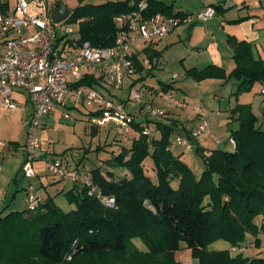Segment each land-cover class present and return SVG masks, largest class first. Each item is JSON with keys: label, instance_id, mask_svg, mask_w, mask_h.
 Instances as JSON below:
<instances>
[{"label": "trees", "instance_id": "obj_1", "mask_svg": "<svg viewBox=\"0 0 264 264\" xmlns=\"http://www.w3.org/2000/svg\"><path fill=\"white\" fill-rule=\"evenodd\" d=\"M140 1L80 2L71 9L67 22H78L80 42L110 46L120 30L114 18L136 9ZM145 1V15H187L174 12L161 0ZM228 42L235 64L229 74L214 64L190 68L186 73L196 81L232 78L235 93L250 90L255 82L264 85V60L253 56L251 43L232 37ZM146 54L153 62L162 51L147 49ZM134 60L136 72H141L143 65L136 57ZM95 83L98 79L90 76L76 85L95 87ZM171 86L160 84L159 88L166 92ZM229 118V123L236 122L229 127V136L235 140L231 150L207 149L191 139L192 149L204 164L199 176L180 159L181 153L171 149L172 136H188L191 129L169 111L133 121L130 126L136 137L128 146L119 145L105 160L109 167L124 169L128 175L116 179L112 171L104 173L100 166L89 169L91 184L102 195L115 197V207L104 206L87 187L73 184L65 193L75 205L70 211L48 199L34 210L0 215V264H181L174 253L182 244L196 264H264L263 255L209 249L215 240L240 248L248 236L258 245L264 233V128L257 125L249 104L234 105ZM144 123L152 128L150 135L142 133ZM96 129L90 126L92 134ZM147 158L155 179L153 173L146 172ZM134 239H139L145 250L136 246Z\"/></svg>", "mask_w": 264, "mask_h": 264}, {"label": "built area", "instance_id": "obj_2", "mask_svg": "<svg viewBox=\"0 0 264 264\" xmlns=\"http://www.w3.org/2000/svg\"><path fill=\"white\" fill-rule=\"evenodd\" d=\"M147 3L142 0L137 8L117 15L114 18L120 28L115 43L110 46L97 47L89 42H80L78 35L67 20L53 23L50 18L48 0H16L13 11H5L0 7V96L4 108L14 109L12 94L21 90L31 105V111L24 120L27 128V139L23 145L25 158L21 171L27 178L34 177L36 172L33 161L38 156L40 140L38 137L42 118L55 105L66 101L73 104L83 102L93 107L87 118L90 125H114L117 132L123 135L137 119L144 120L146 115L162 116L165 111L153 103L142 101V94L132 85L129 98L137 100L140 108L137 112H128L125 106L113 98L103 94L99 89L84 85H76L82 78L92 76L100 81L104 88L120 89L123 79L132 76L135 71L133 54L146 49L172 32L181 23L199 20L207 21L215 13L212 6L187 14L183 18L170 17L162 13L145 15ZM77 30H78V22ZM146 70L152 63L143 59ZM175 77V76H174ZM264 96V85L260 88ZM176 105L183 106L180 101ZM201 115L198 125L193 127L188 136H175V143L184 150L192 149L191 139L207 135L212 141L219 143L211 131L210 121L199 108ZM68 118L69 114L64 113ZM152 128L146 123L142 133L150 135ZM232 147L235 140L227 137ZM47 168L55 177L73 184L87 187L89 194H95L102 204L115 207V197L104 196L91 184V172L80 168L71 169L64 165L62 158H53ZM28 209L34 210L41 200L35 187L29 184L26 189Z\"/></svg>", "mask_w": 264, "mask_h": 264}, {"label": "crops", "instance_id": "obj_3", "mask_svg": "<svg viewBox=\"0 0 264 264\" xmlns=\"http://www.w3.org/2000/svg\"><path fill=\"white\" fill-rule=\"evenodd\" d=\"M48 1H49V11H50L52 3L55 0H48ZM84 1L85 0H78L79 3L80 2L83 3ZM161 1L165 2L166 4H170L174 12H180L182 14L195 13L200 11V9L210 5L213 6L216 5L218 6V8L215 9L214 15L211 18H209L207 21L201 22L199 20H195L192 22L181 23L179 26H177L172 32H170L160 41L150 44L143 51L135 52L132 56L133 59L136 57V59L140 60L142 65H143V59L148 58L146 54L147 49L162 51V54L160 58L154 60L153 62H151V60L148 58L153 65L151 69L145 71L143 65L141 72H136V68H135V71L132 76H126L129 79L128 92H129V88L131 87L130 86L131 83L135 85L139 81L141 82L140 87L142 86H145L147 88L153 87V84L148 83L147 79L149 77L151 78L155 77L156 70L160 69L158 64L164 61L166 57V53H170L172 51H181V54L186 53V57H188L190 54H197L199 56L203 55L205 56V60H201V62L209 61L210 62V63L208 62L209 64H214L216 66L222 67L225 69L226 74H229L235 66L234 61L232 59V54H233L232 48L228 42L229 37H232L233 39L238 41L244 40L250 42L252 45L253 56L257 59L264 60V0H161ZM65 4L67 5V3ZM75 6H77V4H75L73 8ZM0 7L5 11H13L15 6L13 7L11 6L10 0H0ZM69 8L72 9L71 7ZM186 57H182V60L183 59L185 60ZM195 59L196 58H191L192 61H194ZM197 62L198 60L196 62H190L189 65L184 66L185 68L184 71L186 74L185 78H191L195 80L192 76L188 75L186 71L190 68L202 69L205 66L209 65L206 64L205 66L198 68L196 66L197 64H194ZM134 64H135V60H134ZM145 75L146 77L143 80L136 81L138 77ZM176 77H177L176 75H172L171 77L172 81L175 80ZM213 80H221L223 84L226 83L225 82L226 80L223 79H213ZM172 81L162 82L161 80L157 79V82L154 83L155 85L154 87L159 88L160 84H171L172 86L169 88L168 91L166 92L162 90L161 91L163 92V94L168 93L170 96H172L173 93L171 88L173 87L172 88L173 90L179 88ZM255 83L259 84V88L263 86L259 82H255ZM232 85L235 86L233 84V81L231 82V86ZM94 88L99 89L103 94H105L110 98H113L115 101L121 102L125 106V108H126V104L129 103L128 102L129 93L125 98H119L118 95L112 91V89L104 88L99 80L98 83H95ZM156 92L157 91H155V93ZM156 95H152L151 98H147L146 101L150 100L153 103H155ZM12 99L15 102L16 107L14 109H8V108H4L1 105V96H0V215L2 216L11 211H22L28 209L26 189L29 184L34 185L35 192L37 196L40 198L41 203L45 202L48 199H52L55 203V200L60 195H63V197H65L67 200V196L65 193L72 189V187L74 186L73 183L59 179L54 175H52L47 168V163L53 158H62L64 165L67 166L68 168L82 169L81 167L82 159L81 158L75 159L73 157V151L71 150V148L64 149L61 152H55L51 150L52 149L51 142L48 139L45 129L50 125L51 119L55 116V114L58 115V120L61 124H65V126L69 127L70 125H74L76 120L74 118L73 119L71 118L72 112L77 111L81 115H85L86 121H88L87 118L90 115L89 112H92L91 110H93L94 108V106L91 108L86 106L83 102L73 104L70 101H66L62 105H55L54 108L42 118L41 127L39 129L41 133L39 136L40 146L37 151L38 156L33 161V168L36 174L34 177L27 178L23 175L21 171V164L25 158L23 145L25 144L27 139V131H26V126L24 125V120L28 118L30 114L31 105L26 98V94L21 90L14 91L12 94ZM182 99L184 100V98ZM241 104H248V102H241ZM232 107L233 106H231L229 109H231ZM195 108H197V106H195ZM261 109L264 110V104ZM127 111L131 112L129 110ZM169 112L170 115L178 119V121H180V123L183 124L187 130L192 129L200 122L201 115L198 114L196 110H194L193 113H188V114H180V112H176L173 110ZM64 113H68L69 117L68 118L64 117ZM229 122H230V118H229V110H228V112H226V119L219 121L216 124L218 125L222 123L224 128V132H223L224 135L220 134L222 136H220L219 138L224 139L230 137L229 127L236 126V122H231V123ZM94 127L100 128L105 126H94ZM107 127L108 128L114 127V125H107ZM216 129L217 127L213 128L211 126V131L213 134H214V130ZM129 130L133 133L132 137H136L137 135L136 131L133 130L131 127L129 128ZM156 134L157 133H155V135ZM201 138H204V140L206 141L211 140L207 135H202V137L196 139V141L199 143L200 146H203L200 141ZM223 142L229 144L227 140ZM219 143H221V141ZM230 148H232L231 145ZM86 151L87 149L84 148L85 153ZM173 152L181 153L182 151L175 152L173 150ZM181 157L182 155H180V159ZM55 205L57 204L55 203ZM260 235H264V233ZM256 247L257 244L252 243L249 245L246 244L245 247L243 248L240 247L238 248V250L236 248H231L232 251L235 250L236 252H232L231 250L230 251L231 254L242 252L244 256H249V255H245V250L249 248V250L252 249L254 250L252 251L255 254L254 256L264 255L263 250H257Z\"/></svg>", "mask_w": 264, "mask_h": 264}, {"label": "rangeland", "instance_id": "obj_4", "mask_svg": "<svg viewBox=\"0 0 264 264\" xmlns=\"http://www.w3.org/2000/svg\"><path fill=\"white\" fill-rule=\"evenodd\" d=\"M10 1L11 6H15L16 0ZM63 1L67 3V5L71 8H73L75 4H79L78 0ZM104 1L105 0H85L83 3H101ZM68 24L72 25L75 30L74 35H77V23L69 22ZM182 57H186V53L181 54V51H172L170 53H166L164 61L162 60L163 62L158 64L160 69L156 70L155 77H149L147 79L148 83L153 84V87H140V81L134 85L135 88L139 90V93L143 95L142 101H145L147 98H151L152 95L157 94L155 96V103H153L156 107L162 109L163 111L173 110L176 112H180V114L193 113L195 110V106H197V108H199V110H202L203 114L210 120V128L211 126L213 128L217 127V129L214 130V135L217 136V138L222 136L220 134L224 135V128L222 123L218 125L216 124L219 121L226 119V112L230 110L229 108L241 102H248L252 113L257 116V125L264 128V110L261 109L264 104V96L260 93L258 83H255L250 90L235 93V86H231V82L233 81L232 78H228L225 81L226 83L224 84L221 80H213L215 78L206 79L201 82H197L196 80H193L191 78H185V65L187 66L190 64V62H196L198 60V62L194 64H197L196 66L198 68H201L206 64H209L210 62H201V60H205V56L203 55L199 56L197 54H190L185 58V60H182ZM191 58L196 59L192 61ZM172 75L177 76L173 81L171 78ZM157 79L161 80L162 82L172 81L179 88H176L174 90L172 89L173 87L171 88L173 93L172 96H170L168 93L163 94V92L159 88L154 87V83L157 82ZM128 86L129 79L128 77H124L122 88L119 90L112 89V91L116 93L119 98H125L129 93ZM155 91L157 92L155 93ZM182 98H184V100ZM174 101L182 102L183 106L181 107L179 105H176ZM128 102L129 103L126 104V110H129L132 113L137 112L140 105L139 102L137 100H132L131 98H129ZM71 118H74L76 120L75 124L70 125L69 127L59 122L57 114H55V116L51 119L50 125L45 129L48 139L51 142V150L55 152H61L64 149L71 148V150L73 151V157L75 159H82V169L88 170V168L90 169L95 166L101 165L100 168L104 173H106V171L108 170H111L114 173V178L116 179L127 176L128 172L126 170L121 168L109 167L107 164H105V159L111 157L113 155L112 153L118 150L119 145L128 146L131 139L133 138V133L128 129V131H126L123 135H120L117 132L116 128H108L107 126H105L97 128L96 134H92L90 131V124L88 123V121H86L85 115H81L77 111H74L71 113ZM40 133L41 132L39 131L38 137L40 136ZM219 139L221 143H216L212 140L206 141L204 140V138H201L200 141L201 144L207 149L226 148L227 150H231L230 145L223 142L226 141L225 139L227 138ZM171 140L173 142L172 149L175 152L182 151V161L185 162L193 170L196 176H199L204 169L202 158L195 152L194 149L183 150L179 146H177L174 136H172ZM115 142L116 144H114ZM97 145L100 146L101 149H96ZM84 148L87 149L86 153L84 152ZM112 150L113 152H111ZM144 164L146 172L149 174L153 173L152 177L153 179H155V173H151V160L147 158ZM173 184H176L175 181L173 182ZM55 203L65 212L75 208V205L70 204L69 201L66 200L65 197H63V195H60L55 200ZM258 218H256L257 221H259ZM260 237L261 240L256 249L263 250L264 252V235H260ZM253 242V238L249 236L246 244L249 245ZM133 243L140 249L145 250V246L139 239H134ZM243 247L245 246H242V248ZM209 249H229L232 251L229 243L224 240L213 241L209 245ZM236 249L238 250V248ZM252 251L254 250H249L248 248L247 250H245V255L254 256L255 254ZM232 252L236 251L233 250ZM174 258L181 264H196L195 259L192 257L191 251L187 249L184 244H182L181 248L174 253Z\"/></svg>", "mask_w": 264, "mask_h": 264}, {"label": "water", "instance_id": "obj_5", "mask_svg": "<svg viewBox=\"0 0 264 264\" xmlns=\"http://www.w3.org/2000/svg\"><path fill=\"white\" fill-rule=\"evenodd\" d=\"M71 14V9L64 3L63 0H55L50 9V18L53 23H60Z\"/></svg>", "mask_w": 264, "mask_h": 264}]
</instances>
